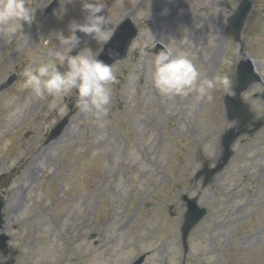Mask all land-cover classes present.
Listing matches in <instances>:
<instances>
[{"label": "rangeland", "instance_id": "rangeland-1", "mask_svg": "<svg viewBox=\"0 0 264 264\" xmlns=\"http://www.w3.org/2000/svg\"><path fill=\"white\" fill-rule=\"evenodd\" d=\"M52 1L27 0L34 22L21 31L0 27V85L20 74L0 93V172L16 178L12 206L24 221L14 244L17 264H133L147 253L144 264H183L184 195L209 212L190 235L185 264H264V127L240 136L229 165L204 187L196 174L218 163L222 136L239 129L240 119L228 120L221 89L211 90L212 100L194 90L161 93L148 54L164 45L188 56L201 79L227 74L233 87L247 57L264 79V0H251L243 52L227 32L242 0H105L100 14L110 15L109 27L129 17L137 31L114 65L103 111H82L75 90L62 98L37 96L25 85L27 69L54 62L67 70L58 61L66 46L45 39L67 35L69 23L85 16L80 0H59L46 15ZM77 35L80 48L100 51L90 36ZM263 92L257 84L243 94L254 121L264 118ZM65 117L62 137L44 144Z\"/></svg>", "mask_w": 264, "mask_h": 264}, {"label": "clouds", "instance_id": "clouds-1", "mask_svg": "<svg viewBox=\"0 0 264 264\" xmlns=\"http://www.w3.org/2000/svg\"><path fill=\"white\" fill-rule=\"evenodd\" d=\"M85 13L83 22L71 21L68 34L63 31L51 33L47 42L55 40L66 46L68 54L58 57L67 70L61 71L56 63H44L37 69H27L24 73L25 85L37 96L45 93L64 97L75 90L77 104L82 111L95 109L103 111L111 101L109 84L116 80L114 65H108L98 59L102 46L113 37L114 30L110 15H101L105 10V0H80ZM35 11L27 0H0V27L15 33L22 25L34 22ZM55 14V13H54ZM58 15H64V9ZM77 33L90 36L99 45L100 51L90 47L80 48L81 39ZM80 49L75 56L73 50ZM154 56L153 83L165 95H183L196 91L199 96L212 100L213 89L223 90L225 95H234L233 81L227 74H217L213 79H201V75L192 60L183 54L173 55L167 48L152 54Z\"/></svg>", "mask_w": 264, "mask_h": 264}, {"label": "water", "instance_id": "water-1", "mask_svg": "<svg viewBox=\"0 0 264 264\" xmlns=\"http://www.w3.org/2000/svg\"><path fill=\"white\" fill-rule=\"evenodd\" d=\"M252 4L249 0H244L240 5L237 14L232 17L229 21L228 31L234 35L236 39H239L242 29L244 27V23L251 11ZM135 31L130 23L127 21L126 23L121 24L116 33V38L111 43L107 45L100 56V60L108 65H112L115 61L121 60L124 58V52L129 47L130 41L134 35ZM237 84L233 88L234 95L226 97V107L228 109L229 118H240L242 120V124H246L252 118V115L249 113V107L244 105L242 101V94L245 90L249 88L251 84L254 82L260 81V77L258 74L254 72L253 66L251 64L242 63L237 72ZM67 125V122L61 123L53 132V138L62 133L63 129ZM263 126V122H258L255 124L252 132L258 131ZM244 132V129L236 132L234 129L228 131L223 138V145L225 148V153L223 156L222 162L215 168L211 170H205L201 172L198 177L205 175V185H208L212 182L214 177L222 171V169L228 164L231 157L233 156V152L231 151V147L235 143L236 139L239 135ZM184 200L187 202L188 211L185 215V222L182 227L183 234V243L185 247L186 253L188 252V237L192 229L200 223V221L207 215V210L205 208H200L198 206L197 200H189L187 197H184ZM144 257H142L135 264H142L144 262Z\"/></svg>", "mask_w": 264, "mask_h": 264}, {"label": "flooded vegetation", "instance_id": "flooded-vegetation-1", "mask_svg": "<svg viewBox=\"0 0 264 264\" xmlns=\"http://www.w3.org/2000/svg\"><path fill=\"white\" fill-rule=\"evenodd\" d=\"M12 188V180L6 181L3 179V177H0V192L4 193L5 198H6V203L4 207V212L8 215H11V213L14 214L16 207H12V197L9 193V191ZM14 220V218L12 219ZM15 229V226L11 220H7L5 225H4V230L7 233H11V231ZM11 255H13V252L11 250Z\"/></svg>", "mask_w": 264, "mask_h": 264}]
</instances>
